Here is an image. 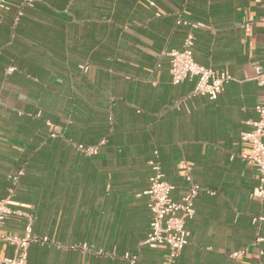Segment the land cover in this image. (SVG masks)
Here are the masks:
<instances>
[{"label":"crops","instance_id":"1","mask_svg":"<svg viewBox=\"0 0 264 264\" xmlns=\"http://www.w3.org/2000/svg\"><path fill=\"white\" fill-rule=\"evenodd\" d=\"M189 35L199 65L235 79L215 101L171 82L165 53ZM263 63L264 0H7L0 199L23 205L47 240L27 264H163L167 248L145 244L151 163L175 201L189 190L185 167L201 187L176 264H264L259 175L239 158L264 103L252 80ZM26 224L13 216L1 233Z\"/></svg>","mask_w":264,"mask_h":264},{"label":"built area","instance_id":"2","mask_svg":"<svg viewBox=\"0 0 264 264\" xmlns=\"http://www.w3.org/2000/svg\"><path fill=\"white\" fill-rule=\"evenodd\" d=\"M7 0H0V9L6 7ZM188 24L186 20H179L178 24ZM194 36L189 35L181 49L167 51L165 55L170 61V75L173 85H181L185 82H193L194 88L191 96H203L210 101H215L224 92L225 86L235 81L226 73H217L214 69L199 65L194 58ZM259 87L264 89V63L255 67L252 79ZM258 120L252 123L251 131L242 132L240 139L247 145V151L239 158L247 165L256 169L259 175L258 186L253 197L264 200V103L257 105ZM87 154H96L98 149L79 148ZM154 175L150 180V187L146 191L149 198L151 211L150 231L145 242L152 249L166 247L167 256L163 264H176L182 251L189 243L191 233L188 223L195 215V200L201 191L199 184L195 183L187 170L186 180L189 190L180 201L172 197L173 187L164 179L158 164L151 163ZM16 183L17 178L14 179ZM23 205H18L12 197L0 199V264H27L28 251L32 244L46 243V239H40L33 235V216L24 211ZM26 219L27 224L23 236L4 235L1 229L11 217ZM7 244L15 248V255L11 258H2L1 244ZM241 253H235L232 258H240Z\"/></svg>","mask_w":264,"mask_h":264}]
</instances>
